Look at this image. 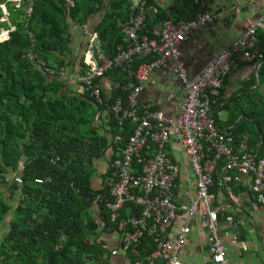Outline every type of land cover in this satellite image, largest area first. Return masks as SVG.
<instances>
[{
	"label": "trees",
	"instance_id": "trees-1",
	"mask_svg": "<svg viewBox=\"0 0 264 264\" xmlns=\"http://www.w3.org/2000/svg\"><path fill=\"white\" fill-rule=\"evenodd\" d=\"M72 1L73 6L66 0H33V12L28 16L29 2L25 0L21 8L8 7L9 22H0V33L2 28L15 27L10 38L0 42V190L6 187L11 199L19 195L13 208L0 191V223L14 211L0 240L1 264H111V251L101 237L107 232L118 233V224L111 222L106 206L111 199L112 160L117 149L129 143L135 124L127 118L119 125L109 109L116 104L126 107L124 86L135 81L131 73L153 57L136 59L129 72L121 68L109 71L106 76L117 86L111 96L102 91V105L88 93L70 90L57 75L49 76L44 66L68 70L71 22L84 27L100 16L94 32L107 55H115L118 46L126 44L121 26L133 18L132 0ZM147 1L150 12L141 36L150 38H159L153 31L167 19L192 20L208 10L202 5H207V0H181L183 3L167 10L155 0ZM259 37L258 46L264 49V34ZM236 58L239 67L243 62ZM258 81L253 91L226 103L219 100L215 120L236 144L246 141L252 147L258 145L260 152L264 139V60ZM254 86L255 79L248 88ZM219 110L227 113L225 121L218 117ZM104 113L103 125L97 126V117ZM107 152L111 164L102 176L103 188L96 189L95 161ZM14 175H19L22 183ZM219 183L215 174L211 194L216 198L226 189ZM141 214L142 208L134 203L122 211L123 218ZM155 247L154 238L146 233L136 251L128 254L134 262L146 258Z\"/></svg>",
	"mask_w": 264,
	"mask_h": 264
},
{
	"label": "built area",
	"instance_id": "built-area-1",
	"mask_svg": "<svg viewBox=\"0 0 264 264\" xmlns=\"http://www.w3.org/2000/svg\"><path fill=\"white\" fill-rule=\"evenodd\" d=\"M24 1L3 0L0 10L6 15L8 7L21 8ZM28 2L27 14L31 16L33 0ZM66 2L73 6L72 0ZM131 8V22L121 26L126 44L119 45L115 55L101 51L97 43L100 42L98 34L94 32L90 35L80 74L46 66L44 70L49 76L57 75L67 86L76 85L81 94L88 93L102 105L100 81L109 71L121 68L129 72L136 59L153 57V60L140 64L134 74L131 73L135 81L124 86L128 92L126 107L116 104L109 109L119 125L127 118L135 124L129 143L126 147H119L116 158L112 160L111 199L106 206L111 222L118 224V247L135 252L140 240L148 233L156 242L154 251L132 264H183L181 253L191 232L190 227H180L176 238H170L178 215L183 213L189 221L200 218L208 235L209 264H231L227 257L228 247L220 234V214L225 212V208L215 203L211 189L217 174L220 186L242 185L255 195L264 210V139L259 144L260 152H257L258 145L252 147L246 141L236 144L230 134L219 129L215 105L227 75L238 68L236 56L242 62L255 64L257 70L260 68L264 49L258 46L257 36L264 29V15L248 23L241 39L219 52L196 76L191 77L182 60L181 45L195 29L214 22L215 16L205 11L189 21L167 19L161 24L160 37L150 38L141 36L150 12L148 1L132 0ZM152 9L157 12V8ZM6 21L4 17L0 18V22ZM13 30L15 27L12 26L10 30L2 29L0 42L8 40ZM96 52L98 59L95 58ZM169 64V73L179 79L185 93L175 117H167L153 104L140 99L143 85L150 81L152 73ZM106 115H99L97 119H104ZM172 143L182 148L191 170L187 184L191 188L194 186L196 197L188 202H181L178 198L181 167L169 151ZM15 180L22 183L21 177ZM129 203L142 208L139 217L123 218L122 211ZM233 221L232 216L226 217V223L232 224Z\"/></svg>",
	"mask_w": 264,
	"mask_h": 264
},
{
	"label": "crops",
	"instance_id": "crops-1",
	"mask_svg": "<svg viewBox=\"0 0 264 264\" xmlns=\"http://www.w3.org/2000/svg\"><path fill=\"white\" fill-rule=\"evenodd\" d=\"M155 2L157 6L165 10L174 4L183 3L181 0H155ZM202 5L208 8L206 11L215 16V21L205 27L195 29L181 45L182 60L191 77L196 76L219 52L229 48L241 39L245 34L248 23L258 20L264 15V0L253 2L247 0H207V5L205 3ZM8 16L7 10L6 15L3 13L2 16L7 19L6 22H9ZM99 21L100 16H95L84 27L78 26L73 22L70 23V52L67 56V62L69 63L67 71L69 73L78 75L83 71L82 62L88 51L91 40L90 35L94 33V27ZM153 32L157 37H160L161 25ZM261 34H264V29L258 33V42ZM97 43H99L101 49L100 42ZM170 66L169 64V66L157 69L152 73L150 81L143 85L140 99L142 102L153 104L156 110L162 111L167 117H175L180 111L185 93L179 79L169 73ZM258 71L259 69L257 70L255 64L243 62L242 65L227 75L224 88L219 93L218 101L224 100L226 103L237 95L258 88ZM254 79L256 80V86L248 88ZM100 85L102 91L108 96L112 95L113 90L117 86L116 82L107 76L101 79ZM69 87L72 90L77 89L76 85H70ZM223 115L227 116V113L219 110L218 117L222 119ZM225 120L226 118L222 121ZM101 121L104 120L100 119V125ZM104 128H107L105 123ZM169 151L181 167L178 179L180 186L178 198L181 202H188L190 198L196 197L194 186L191 188L187 184L188 176H191V170L179 145L172 143ZM110 160V153L107 152L99 160L95 161L97 172L94 186L96 189L103 188L102 176L110 166ZM239 188V185H231L226 187L223 190L224 192L220 191L218 198L213 196L215 203L223 205L225 208V212L220 214V234L228 247L227 257L231 264H264V210L259 206L252 192L245 188H242L243 190ZM93 208L94 216L98 218L97 206ZM228 216L233 217L234 221L232 224L226 223V217ZM186 225L190 227L191 232L181 253L182 263L209 264L208 235L201 226L200 218L189 221L186 215L183 213L179 214L171 230L172 236L170 238L175 239L179 228ZM101 239L107 243L111 251V264L133 263L128 251L118 247L120 235L117 232L103 233Z\"/></svg>",
	"mask_w": 264,
	"mask_h": 264
},
{
	"label": "rangeland",
	"instance_id": "rangeland-1",
	"mask_svg": "<svg viewBox=\"0 0 264 264\" xmlns=\"http://www.w3.org/2000/svg\"><path fill=\"white\" fill-rule=\"evenodd\" d=\"M70 90H72V89H70ZM78 90H79V89L77 88L76 90H72V91H74V92L77 91L76 93H80ZM261 92L264 94V85H262V87H261ZM224 113H225V112H224ZM226 117H227L226 115H223L221 120H223V119L226 118ZM99 121H100V119L98 118L97 121H96V125H99V124H100ZM13 174H14V173H13ZM17 177H19V175H14V178L17 179ZM10 183H11V180H10ZM6 190H7V188L3 186L2 189H1L0 191L2 192L3 196H4V197H5L10 203L13 204V208H15L16 205H17V203H18V201H19V197H18V195L16 194L17 196L15 195V196L11 199V198H10L11 195H10L9 193H7ZM13 216H14V211L12 210V211L7 215V217L5 218V220H4L2 223H0V235H1L2 237H3L4 234L7 233L8 229H9V222H10V220L13 218ZM2 237L0 238V240L2 239Z\"/></svg>",
	"mask_w": 264,
	"mask_h": 264
},
{
	"label": "water",
	"instance_id": "water-1",
	"mask_svg": "<svg viewBox=\"0 0 264 264\" xmlns=\"http://www.w3.org/2000/svg\"><path fill=\"white\" fill-rule=\"evenodd\" d=\"M108 8V7H107ZM107 8L103 10V12H106L107 11ZM95 58L98 59V53L96 52L95 54ZM1 263V262H0Z\"/></svg>",
	"mask_w": 264,
	"mask_h": 264
}]
</instances>
